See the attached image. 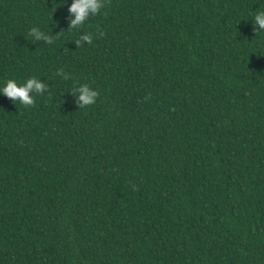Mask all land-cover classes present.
Wrapping results in <instances>:
<instances>
[{
    "label": "trees",
    "instance_id": "obj_1",
    "mask_svg": "<svg viewBox=\"0 0 264 264\" xmlns=\"http://www.w3.org/2000/svg\"><path fill=\"white\" fill-rule=\"evenodd\" d=\"M71 2L0 0V264H264V0Z\"/></svg>",
    "mask_w": 264,
    "mask_h": 264
},
{
    "label": "clouds",
    "instance_id": "obj_2",
    "mask_svg": "<svg viewBox=\"0 0 264 264\" xmlns=\"http://www.w3.org/2000/svg\"><path fill=\"white\" fill-rule=\"evenodd\" d=\"M104 7V0H72L71 4L67 5L69 14L68 30L82 28L91 17L101 14ZM251 22L254 31L259 29L256 33H264V11H257ZM29 36L33 41H43L47 44H52L56 37L51 34L46 35L37 28L31 29ZM91 42V35L84 33L80 36L77 44L83 45ZM46 91V84L37 78H29L23 84H18L14 79H8L0 85V96L8 98L13 104L19 103L25 107L34 104L36 94H43ZM70 93L75 98L78 108L94 105L98 97V93L87 85H80Z\"/></svg>",
    "mask_w": 264,
    "mask_h": 264
}]
</instances>
